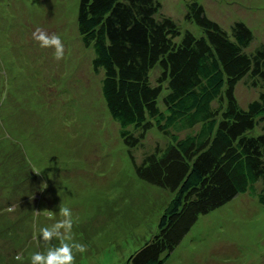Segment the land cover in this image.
<instances>
[{"label":"rangeland","instance_id":"obj_1","mask_svg":"<svg viewBox=\"0 0 264 264\" xmlns=\"http://www.w3.org/2000/svg\"><path fill=\"white\" fill-rule=\"evenodd\" d=\"M186 1L195 0H160L163 13L178 20ZM198 1L224 27L249 19L257 35L251 46L264 44V0ZM78 6L79 0H0V91L8 86L10 94L0 110V146L18 136L32 153L33 170H48L42 204L52 207L59 201L52 219L43 214L32 220L29 208L40 206L30 193L40 186L23 187L0 159V264H31L34 252L59 246L56 239L34 240L33 224L38 229L62 219L61 205L72 211L74 240L88 248L75 254V264H127L154 235L172 198L138 181L92 73V55L80 41ZM37 27L61 37L63 59L57 61L53 48H42L32 38ZM259 92L247 81L237 91L242 105ZM153 139L148 134L149 149ZM15 170L34 173L28 165ZM165 264H264V207L249 195H238L202 216Z\"/></svg>","mask_w":264,"mask_h":264},{"label":"trees","instance_id":"obj_2","mask_svg":"<svg viewBox=\"0 0 264 264\" xmlns=\"http://www.w3.org/2000/svg\"><path fill=\"white\" fill-rule=\"evenodd\" d=\"M185 5L178 20L163 13L160 0H79L80 41L138 181L172 196L156 232L127 264H165L202 216L238 195L264 207V44L251 46L256 34L247 18L224 27L200 1ZM243 81L260 88L246 105L237 93ZM148 134L156 140L150 149ZM31 154L18 136L0 146L3 167L18 183L40 186L30 193L40 209H27L36 222L35 213L53 211L58 198L42 204L49 173L33 170ZM22 165L32 176L14 171Z\"/></svg>","mask_w":264,"mask_h":264},{"label":"clouds","instance_id":"obj_3","mask_svg":"<svg viewBox=\"0 0 264 264\" xmlns=\"http://www.w3.org/2000/svg\"><path fill=\"white\" fill-rule=\"evenodd\" d=\"M32 38L36 40L42 48H53L54 58L59 61L64 57V44L61 37L52 33L49 34L40 27H37ZM8 212H12L13 208L9 207ZM40 215V211L35 213ZM49 219H52L54 214L51 211L44 213ZM59 215L62 219L56 221L50 226L36 228L33 224V239L37 241L51 242L56 239L59 241V246L50 247L46 252H34L31 254V264H75L76 253L83 255L88 251L87 245L75 241L72 234L73 218L72 211L66 206H59ZM17 260H22L21 255L15 257Z\"/></svg>","mask_w":264,"mask_h":264}]
</instances>
